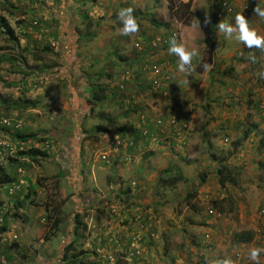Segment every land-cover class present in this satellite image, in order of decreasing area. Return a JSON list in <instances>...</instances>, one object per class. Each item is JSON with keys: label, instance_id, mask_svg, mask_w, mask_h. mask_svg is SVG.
I'll list each match as a JSON object with an SVG mask.
<instances>
[{"label": "rangeland", "instance_id": "rangeland-1", "mask_svg": "<svg viewBox=\"0 0 264 264\" xmlns=\"http://www.w3.org/2000/svg\"><path fill=\"white\" fill-rule=\"evenodd\" d=\"M230 1L237 11L259 2ZM129 6L139 31L124 36L116 13ZM218 9L216 0H0V16L14 28L25 59L0 63V179L9 174L19 186L0 189V264H62L76 214L83 222L78 246L87 252L81 264H254L249 250L264 248V110L256 105L264 103V52L246 48L235 34H218L222 20L234 23L225 12L218 19ZM147 16L170 28L160 33ZM247 17L264 35V19L254 11ZM50 26L58 39L48 37ZM173 31L200 52L188 71H179L168 45L155 51L153 41L137 42ZM135 45L152 46L147 74L134 73L142 63L129 68ZM14 46L0 26V53ZM160 56L167 60L152 69V57ZM90 82L106 85L111 96L90 103ZM25 100L39 104L18 105ZM130 125L147 134L132 149L120 131ZM17 129L37 139L18 141ZM30 147L47 156L20 155ZM221 166L235 183L221 185ZM59 172L61 198H69L51 229L42 203L58 190L51 179ZM169 174L184 179L161 186ZM241 232L253 239L237 241Z\"/></svg>", "mask_w": 264, "mask_h": 264}, {"label": "trees", "instance_id": "trees-1", "mask_svg": "<svg viewBox=\"0 0 264 264\" xmlns=\"http://www.w3.org/2000/svg\"><path fill=\"white\" fill-rule=\"evenodd\" d=\"M221 1L222 0H216V2L218 4ZM69 4H71V3H69ZM57 5L60 6L61 3L58 1ZM59 6H57V7H59ZM186 6H189V4H186ZM11 7H13V5H11ZM74 11H75V9H74ZM147 18H148V16H147ZM148 19H151V22L156 26H164V24L158 23V21L156 20L155 17H152V18L149 17ZM71 24H72V26L75 25L74 20H72ZM68 25L70 26V28L72 27L69 22H68ZM0 26L4 27V29L6 30V33L9 35V37H11L12 42L15 44L14 49L12 47H9V48H11L9 51L4 50L2 53H0V63H2L4 61L13 62V63L15 61L25 62V59L21 58V57H24V54L22 52L23 50L22 51L18 50V49H20L19 39L15 35L14 28H12V26L8 23L7 19L4 16H0ZM48 30L49 31H48L47 35L49 38H50V35L52 34L53 39H58L59 32H58L57 28L50 26V27H48ZM87 35L90 36L89 32H87ZM153 38H154V36H148V37H146V39H139L137 42L140 44L142 40H145V41H147L146 43H150ZM167 45H168V43H165L163 47H165V49H166ZM135 46H136L135 48L137 50L135 51L134 56L129 59V61H130L129 62V68L130 69L135 68L139 63H142V65H139L137 67V69L134 71V73H136L138 75H141L143 73L147 74V71H148L147 64L149 63V60H150V57L148 56V54L149 55H151V54L146 53V52H148L150 49H152V46H146V49L143 48L141 50H138V45H135ZM3 49L4 48H0V51ZM44 50H45V48H42L40 51H44ZM46 50H50V46H46ZM14 51L15 52L17 51L16 52L17 57L15 56ZM155 51H158V50L155 49ZM44 52H46V51H44ZM147 57H148V60H147ZM161 57L162 56H160L159 58H155V57L153 58L152 57V59H154L155 61H154V64H152L151 66H153L155 64L160 66L159 64H162L163 62H165L167 60L165 58L167 56L162 57V58ZM36 59L41 60V59H43V56L38 54L36 56ZM127 59L128 58H124L123 60H127ZM229 69H230V67L227 70L228 72H229ZM82 71H85V70L82 69ZM83 73H85V72H83ZM136 74H134V76ZM144 79H146V76L144 77ZM92 82H90V84L88 86L89 87V89H88V92H89L88 101L90 103H94V104L100 103V102L104 101L105 99L109 98L110 94H104V91L107 90L106 85H102L100 83H92ZM125 82H127V81L122 80L121 83L125 84ZM141 84H144V83H141ZM123 88H125V86L117 85V89L123 90ZM137 88H138V85L136 88H133V90L136 91ZM262 103L263 102H261L260 104L259 103L256 104L257 107H259ZM27 104H28V102L25 100V101H23V103H21V104L19 103L18 105L27 106ZM38 104H39V102H31L30 105L28 104V106L36 107V106H38ZM0 105H2L1 102H0ZM8 118L13 119L10 116H8ZM2 130L5 133H8V128L5 124L2 128ZM120 131L125 133L123 136L125 138V142L127 143L128 148H130V149L133 148L135 139H137V138L140 139V138H143V136L147 135V134H145L146 132L144 131V128H143V130H141L136 125L135 126L130 125L127 128L126 127L122 128ZM128 131L132 132V133L130 135H128L127 134ZM252 131H253V129L249 128L245 132V137H248L252 133ZM149 133H151L150 130H149ZM148 136H149V134H148ZM14 138L17 139L18 141H21V140L22 141H28L30 139H37V134L31 133V132L27 133V132L22 131L21 129L20 130L17 129L14 131ZM41 138L38 137V141H41ZM262 141L264 142V140H262ZM19 153L24 158L29 159V160L33 159L35 161H38L40 159V158H38L39 155L42 158L44 156H47L46 152H43L40 148H37V147H30V148H26V149H21L19 151ZM4 169H5V167L0 165V171L4 172ZM165 171L167 173L171 172L170 169H166ZM218 172L220 174V182H221L222 186H224L228 180L230 182H233V183H235L237 181L234 176L230 175V171L229 172L225 171V166H221L220 168H218ZM59 176H60V172L57 174H54V176H52V179H51L54 181V184H55L54 187L57 186L58 190H56L55 194H53L51 196H50V194H48L46 199L42 203L43 207H45L46 211L48 212L49 220L52 221L51 229H57L59 224L62 222V216H61L62 204L64 202H66L67 199L69 198V197L63 198V199L61 198L62 190H60V186H59V183H60V177ZM205 177L206 176H204L203 179H205ZM182 179H184V176L182 174H175V175L169 174L168 176H162L160 179V183H161V186H167V185L171 186V185H175L179 180H182ZM6 183H8V192H10V190L12 188H15V190H17L19 187L16 185V182H15V185L13 184V179L10 177L9 174L3 173V176L0 179V189ZM11 185H14V186L11 187ZM130 189H131V187L128 188V190H130ZM30 193H32V188H30L28 193L26 194L27 198L30 197ZM59 199H61V200H59ZM213 204L214 205L212 206V208L209 209V211H211V212L214 211V209H215L214 207H218V201L214 200ZM194 207H195V209H200L198 204L197 205L195 204ZM73 222H74V228L73 229L75 231V237L73 239H70L69 242L67 244H65V246L62 249V251H63L62 264H79V263L81 264L82 263L81 256L82 255L84 256L85 254H87L86 250H84L83 248L78 246V240L81 236V232H79V228L83 224V222L80 220L79 214H76L74 216ZM3 230H5V226L0 228V234L2 233ZM236 235H237L236 236L237 241L248 242V241H251L253 239L254 233H252V232H241V233L236 234Z\"/></svg>", "mask_w": 264, "mask_h": 264}, {"label": "clouds", "instance_id": "clouds-1", "mask_svg": "<svg viewBox=\"0 0 264 264\" xmlns=\"http://www.w3.org/2000/svg\"><path fill=\"white\" fill-rule=\"evenodd\" d=\"M220 10L221 6L220 9L216 10V17L218 19L219 17L217 14ZM254 13L256 17L264 19V5H261L260 0L254 9ZM233 18L234 23H228L222 20L218 25L215 26L218 34L223 33L225 39H230L235 34V38L239 42L243 43L246 48L258 49L261 52H264V35H261L253 26H251L250 20L247 19L242 13L231 15L230 19ZM116 19L121 25V28L119 29V33L121 35L129 36L139 31V23L133 7L129 6L120 8L116 13ZM205 22L207 23V21ZM166 25L167 24L164 25L165 27L163 26V29L160 33H163L166 28H170L169 25ZM167 43L168 53L178 58L179 71L184 72L190 70L193 58L200 55L199 50L196 47L186 46L179 40L176 34L171 35ZM247 59L250 60L253 64L257 63V57L255 55H249ZM203 68L206 70L207 65H203ZM261 75H264V73H262ZM261 253H264V248L257 247L250 249L249 259L253 261L254 264H259V257ZM217 264H232V262L230 259H225L223 261H217Z\"/></svg>", "mask_w": 264, "mask_h": 264}, {"label": "built area", "instance_id": "built-area-1", "mask_svg": "<svg viewBox=\"0 0 264 264\" xmlns=\"http://www.w3.org/2000/svg\"><path fill=\"white\" fill-rule=\"evenodd\" d=\"M253 4V5H251ZM251 4H246L243 8H241L240 10L237 11L236 7L232 4V1L230 0H222L220 2V6H221V10L218 12V17L222 18L225 12V15H233V14H238V13H242L246 18H248V14L252 11H254L255 7L257 6L258 3H251ZM176 34L178 38H180V33L173 31L171 33V35ZM155 37V36H154ZM169 37L165 36V35H161V36H156L153 40L152 45L155 47V49L158 50V48L160 47V45H163L165 43H167ZM156 66L158 65H153L152 69H156ZM264 103H262L260 105V110H264Z\"/></svg>", "mask_w": 264, "mask_h": 264}, {"label": "crops", "instance_id": "crops-1", "mask_svg": "<svg viewBox=\"0 0 264 264\" xmlns=\"http://www.w3.org/2000/svg\"><path fill=\"white\" fill-rule=\"evenodd\" d=\"M158 27L163 28V26H158Z\"/></svg>", "mask_w": 264, "mask_h": 264}]
</instances>
